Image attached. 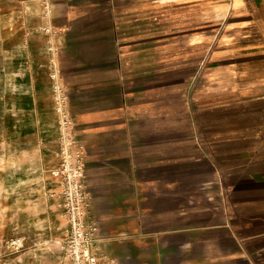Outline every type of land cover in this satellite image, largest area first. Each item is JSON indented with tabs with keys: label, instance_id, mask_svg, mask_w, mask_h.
<instances>
[{
	"label": "crops",
	"instance_id": "crops-1",
	"mask_svg": "<svg viewBox=\"0 0 264 264\" xmlns=\"http://www.w3.org/2000/svg\"><path fill=\"white\" fill-rule=\"evenodd\" d=\"M49 4L0 0V264H64L50 55L102 264H264V0Z\"/></svg>",
	"mask_w": 264,
	"mask_h": 264
},
{
	"label": "built area",
	"instance_id": "built-area-1",
	"mask_svg": "<svg viewBox=\"0 0 264 264\" xmlns=\"http://www.w3.org/2000/svg\"><path fill=\"white\" fill-rule=\"evenodd\" d=\"M48 21L40 26L45 33L55 32L50 22V0H39ZM53 103L56 112L57 161L50 174L59 188L49 193L54 198L59 214L66 222V233L57 241L64 264H102L97 254L102 236L97 220L91 213V195L86 183V148L73 131L67 108V94L58 82L53 68ZM8 246L20 249L24 236L10 238Z\"/></svg>",
	"mask_w": 264,
	"mask_h": 264
},
{
	"label": "rangeland",
	"instance_id": "rangeland-1",
	"mask_svg": "<svg viewBox=\"0 0 264 264\" xmlns=\"http://www.w3.org/2000/svg\"><path fill=\"white\" fill-rule=\"evenodd\" d=\"M51 58H52V56L50 55L49 56V60H48V63H47V65L45 66V69H41L40 71H36L37 72V74H40V76H41V81H42V84H41V86H42V88L44 89V91L46 92V94H47V97L49 96L50 98H51V100H52V102H53V92H52V84H53V82H54V77H52V74H53V68H54V65H53V61H51ZM183 102H182V104L183 103H185V100H184V98H183V100H182ZM54 107H53V103H52V109H53ZM54 112V111H53ZM51 114H52V112L51 111H49V115L51 116ZM54 115H55V112H54ZM56 161H57V159L54 157V155H52V153H51V155L49 154V160H48V162H49V164H48V171L50 170V168H52L53 167V165L56 163ZM49 173H50V171H49ZM18 237L19 235H13V236H9V237H7V238H5L4 240H3V247H6L5 248V250L7 251V249H9L8 248V241L10 240V238L11 237ZM9 239V240H8ZM10 249H12V248H10ZM16 250H18V249H16Z\"/></svg>",
	"mask_w": 264,
	"mask_h": 264
}]
</instances>
